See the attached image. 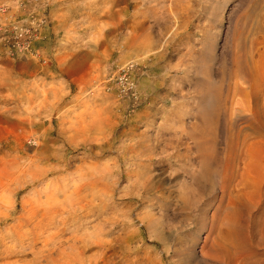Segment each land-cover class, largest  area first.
I'll return each mask as SVG.
<instances>
[{
  "label": "rangeland",
  "instance_id": "374dc122",
  "mask_svg": "<svg viewBox=\"0 0 264 264\" xmlns=\"http://www.w3.org/2000/svg\"><path fill=\"white\" fill-rule=\"evenodd\" d=\"M263 233L264 0H0V264H264Z\"/></svg>",
  "mask_w": 264,
  "mask_h": 264
},
{
  "label": "bare ground",
  "instance_id": "6f19581e",
  "mask_svg": "<svg viewBox=\"0 0 264 264\" xmlns=\"http://www.w3.org/2000/svg\"><path fill=\"white\" fill-rule=\"evenodd\" d=\"M117 1H119L120 2V0H117ZM150 1V0H149ZM161 1V0H160ZM164 1V0H163ZM170 1H172V3H173V1L174 0H170ZM148 3V2H147ZM160 4V3H159ZM166 4H168V3H166ZM167 6H169V5H167ZM226 237V236H225ZM228 238H230L229 236H228ZM249 239V238H248ZM233 240H234V236H232V240L229 242V243H233ZM226 241V239H224V247H226L225 245H226V243H228V242H225ZM235 242V241H234ZM253 243V242H252ZM257 244H259V245H263L264 246V233L263 234H261V236H260V239H259V241H257L256 242ZM236 244V243H235ZM228 245H230V244H228ZM228 245H227V247H228ZM232 245V244H231ZM232 247V246H231ZM230 248V247H229ZM224 249H226V248H224ZM228 249V248H227ZM225 253H226V250L224 251ZM252 254V253H251ZM246 255V254H245ZM237 256V257H236ZM234 258H236L235 260H237V262H234V263H236V264H258V259L256 260V259H253V258H251L250 256H249V254L248 255H246V256H244V255H236ZM228 262L227 261H224V264H227Z\"/></svg>",
  "mask_w": 264,
  "mask_h": 264
}]
</instances>
